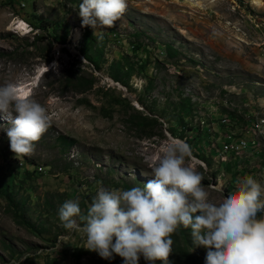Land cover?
Returning a JSON list of instances; mask_svg holds the SVG:
<instances>
[{"label": "rangeland", "instance_id": "rangeland-1", "mask_svg": "<svg viewBox=\"0 0 264 264\" xmlns=\"http://www.w3.org/2000/svg\"><path fill=\"white\" fill-rule=\"evenodd\" d=\"M81 2L0 0V85L19 83L51 119L16 158L0 113V264H124L85 249L58 210L142 187L169 142L197 148L185 165L213 202L248 175L264 186V0H126L114 26L95 30L81 26ZM228 140L246 144L224 151ZM190 232L172 235L170 264H205Z\"/></svg>", "mask_w": 264, "mask_h": 264}, {"label": "clouds", "instance_id": "clouds-1", "mask_svg": "<svg viewBox=\"0 0 264 264\" xmlns=\"http://www.w3.org/2000/svg\"><path fill=\"white\" fill-rule=\"evenodd\" d=\"M126 7V0H82L77 14L82 27L95 30L114 26ZM0 113L16 158L31 155L51 125L44 106L20 95L19 83L0 85ZM191 155L183 141L165 144L149 165L154 179L128 190L100 188L86 213L78 200L65 201L58 210L62 227L81 234L88 251L124 264H140L141 257L170 264L171 237L181 226L207 250L205 264H264V186L248 175L213 202L202 174L185 165Z\"/></svg>", "mask_w": 264, "mask_h": 264}, {"label": "trees", "instance_id": "trees-1", "mask_svg": "<svg viewBox=\"0 0 264 264\" xmlns=\"http://www.w3.org/2000/svg\"><path fill=\"white\" fill-rule=\"evenodd\" d=\"M85 34L87 35V37H86V38H87V41H89V42L91 41L90 43L87 42V45H90V46H93V47H94V43H93V41H92V39H91V38H92V36H91L92 34H91L90 32H86ZM83 46L85 47V45H83ZM91 49H92V48H91ZM92 50H93V49H92ZM84 52H85V55L87 56V58H88L89 60L95 62V60H94V58H93V56H92L91 54L86 53V50H84ZM115 62H116V61H115ZM118 62H119V61H118ZM97 64H98V63H97ZM117 65H118V64H116V63L112 65V67H111V68H112V75H113L116 79H120L119 75L116 74L115 71H113V69L116 68ZM98 67H99V65H98ZM127 70H129V67H127ZM126 72H127V71H126ZM127 74L130 75L131 72L129 71V72H127ZM58 138H59V140H62L63 142H66V141L68 140V141H67V144H68L69 146H71V145L74 144V140H69V139H68L66 136H64V135H59ZM190 147H191V149L194 150L195 152L198 151L197 148H196L194 145L190 144ZM196 153H197V152H196ZM233 172H234V173H233ZM229 173L231 174V177H232V178H235V177L238 176V174H239L237 170H235V171L232 170V172L230 171Z\"/></svg>", "mask_w": 264, "mask_h": 264}, {"label": "built area", "instance_id": "built-area-1", "mask_svg": "<svg viewBox=\"0 0 264 264\" xmlns=\"http://www.w3.org/2000/svg\"><path fill=\"white\" fill-rule=\"evenodd\" d=\"M226 120V119H225ZM243 144H246L245 141H241V142H234V141H226V143L224 144V151H233V152H238L240 150L241 147H243ZM238 150V151H235Z\"/></svg>", "mask_w": 264, "mask_h": 264}, {"label": "bare ground", "instance_id": "bare-ground-1", "mask_svg": "<svg viewBox=\"0 0 264 264\" xmlns=\"http://www.w3.org/2000/svg\"><path fill=\"white\" fill-rule=\"evenodd\" d=\"M14 25H17V29H19V30H27L28 31V28H27V26H26V23L25 22H23V21H18V22H16ZM78 36V35H77ZM79 39V38H78ZM19 92H21V96L22 97H24V96H26V94H27V92L25 91V87H23L22 86V88H19ZM224 123V122H223ZM224 125H226V124H224ZM229 126V125H228Z\"/></svg>", "mask_w": 264, "mask_h": 264}]
</instances>
